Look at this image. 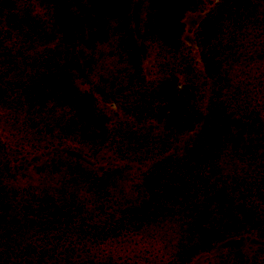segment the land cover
Returning a JSON list of instances; mask_svg holds the SVG:
<instances>
[{"label":"trees","instance_id":"16d2710c","mask_svg":"<svg viewBox=\"0 0 264 264\" xmlns=\"http://www.w3.org/2000/svg\"><path fill=\"white\" fill-rule=\"evenodd\" d=\"M134 4L0 0V118L18 148L117 162L56 150L14 171L0 139V264H192L264 240V0H140L136 30ZM199 10L196 56L183 18ZM207 264H264V246Z\"/></svg>","mask_w":264,"mask_h":264},{"label":"rangeland","instance_id":"374dc122","mask_svg":"<svg viewBox=\"0 0 264 264\" xmlns=\"http://www.w3.org/2000/svg\"><path fill=\"white\" fill-rule=\"evenodd\" d=\"M24 1V0H23ZM215 0H205V8H208L212 2ZM206 10V9H205ZM204 11H191L187 12L183 18V23L185 26V33L183 36V40L188 45L193 53L197 56V48L194 41V27L203 16ZM133 15V24L135 30L139 28V22L141 19L140 16V0H135V4L132 10ZM142 54L144 60V68L145 73L148 78L153 76V53L147 48L144 44L142 47ZM81 88H84L81 86ZM109 108V109H108ZM109 113L116 117L118 113L113 107H108ZM1 116V115H0ZM196 132V129L190 131V133L183 137L182 142L178 144L179 147H182V144L188 140V138ZM0 139L4 142L7 147L8 154L12 160V168L14 171H20L21 169H30L37 161L49 155L51 152L59 150L64 152L66 155L78 159L83 163L87 164L93 170L98 172L103 171L109 166L116 165L117 162L112 160L109 157V153L98 151L97 153H93L92 150H89L87 146L77 147L74 145H64V146H54L47 148H39V149H25L23 151L18 148L16 140L10 134L9 130L1 123L0 118ZM132 167L134 168V172L137 174L143 170V167L138 165L137 163H132ZM264 246V240H260L254 236H238L226 239L219 244H217L211 251L202 253L193 260L192 264H207L208 258L213 255L220 254L225 252L228 249H242L246 254H252L256 248Z\"/></svg>","mask_w":264,"mask_h":264}]
</instances>
